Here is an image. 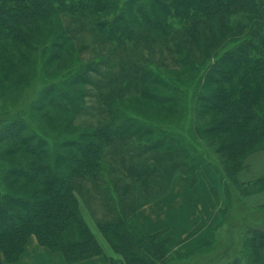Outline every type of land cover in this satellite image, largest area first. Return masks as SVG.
Segmentation results:
<instances>
[{
    "label": "trees",
    "instance_id": "trees-1",
    "mask_svg": "<svg viewBox=\"0 0 264 264\" xmlns=\"http://www.w3.org/2000/svg\"><path fill=\"white\" fill-rule=\"evenodd\" d=\"M98 9L103 19L99 22L94 18ZM78 13L90 16L93 35L104 44L170 41L177 68L173 73L148 61L127 59L121 62L119 78H112L108 74L112 65L106 67V74L100 64H69L66 78L47 85L34 105L40 104L38 109L48 107L56 117L76 115L86 94L85 86L96 76L109 78L106 93L113 87L129 99L131 95L123 91L132 89L144 109L145 104L149 111L157 105L169 113L168 118L179 119L184 115L187 97L174 84L181 80L176 73L184 70L182 76L189 78L202 70L191 96L195 99L193 125L199 139L192 140L182 127L171 128L170 123L152 122L138 113L116 108V101L110 97V121L99 124L82 139L65 140L52 157L46 141L24 123L2 126L0 264L18 261L31 236L42 246L63 253L70 264L96 256H103L110 264H176L180 241L174 237L161 239V234H150L141 221L134 225L123 217L97 225L113 252L106 250L82 212L74 181L92 175L102 179L99 170L104 158L113 151L122 154L125 148L124 153L134 160L127 167L128 173H133L130 176L151 193L158 186L164 191L172 185L179 174L170 175L169 184L165 177L175 172V164L182 169L178 171L196 182L207 158L206 150L198 145L202 138L215 145L216 153L235 159L230 168L233 175L238 167L246 169L248 158L264 151V0H0V100L10 94L9 89L25 83L24 78L35 72L39 60L46 69L74 54V37L69 31L60 27L54 33L48 26L61 24L62 15ZM230 16L248 20L242 29L246 33L227 38L229 47L218 56V50L210 53L203 45V63L208 60L203 70V63L190 56L188 40L200 43L198 26L215 19L225 21ZM102 87L101 82L96 85L98 90ZM198 119L204 120V126ZM137 149L147 154L142 157L144 161L151 158L157 166L147 161L136 170ZM103 177V187L95 184L94 188L102 204L108 206L114 193L107 186L111 181ZM255 183L263 182L259 178ZM117 213L113 208L108 210L110 216ZM243 235L241 256L223 264H264V230L249 228ZM232 240L235 242L236 237ZM208 245L193 254L214 257L205 253ZM234 248L238 249L239 244L235 243Z\"/></svg>",
    "mask_w": 264,
    "mask_h": 264
},
{
    "label": "rangeland",
    "instance_id": "rangeland-1",
    "mask_svg": "<svg viewBox=\"0 0 264 264\" xmlns=\"http://www.w3.org/2000/svg\"><path fill=\"white\" fill-rule=\"evenodd\" d=\"M93 3V0H92ZM87 12V10H85ZM101 10L98 9L94 15L95 21H103L101 16ZM228 20L215 19L208 21L201 26H198L200 30V43H189L190 56L195 58L198 62L203 63V49L202 46L209 48L210 53L214 50H218L217 56L224 51L227 47L229 37L243 36L246 32L243 29L244 23H247V19H242L240 16H230ZM244 17V16H243ZM60 23L55 22L50 25L48 29L55 33L60 29H67L69 33L74 37L75 52L72 55H68L67 60L58 62L54 65L43 67V60H39L37 66L34 67L33 73L24 78V84L17 88L15 85L12 89H9L6 96L0 100V129L5 125L12 122H22L31 131L33 130L39 137L43 138L49 146L50 156L52 157L60 149L62 142L67 139H82L87 132L95 129L99 124H105L110 121L112 107L108 109L109 100L114 99L116 105L114 107H120L127 113H138L146 117V119L152 122L158 123H170V127L176 129L187 130L186 133L190 135L192 140L197 141V134L193 122L195 120L194 103L192 100V94L194 92L192 86L195 85L198 78L201 77L200 72H196L194 76L185 78L182 76L185 71L181 70V74L176 73L179 81H174L176 87L178 86L183 90L187 97V104L184 101V115L179 119L168 118L170 116L163 108L152 107V110H148L147 105L144 107L138 105L135 99H138L134 91L131 89L129 92L123 91V93L130 94L129 99H124V94H121V90H113L111 88L109 93L107 91L106 84L109 80L102 77H96L94 82L85 86L82 99L80 100L79 110L76 115H62L56 117L53 111L44 106L41 109L40 104L34 105L38 101L39 95L44 88L51 83H58L62 78H66L65 70L67 65H76L80 62L81 65L100 64V69L104 70L106 74L107 66L112 65V70L109 71L112 78H119L120 67H122V61L127 59H139L148 61L157 67H162L164 70L168 69L173 72L177 67L173 64V59L176 58L175 53L172 50L170 41H161L156 39H149L145 42L141 40L136 43H128L125 46L104 44L96 40V36L93 35V25L89 15H62L60 17ZM212 27V29H210ZM47 28V27H46ZM75 32V34L71 31ZM48 30V31H49ZM47 33V30H46ZM48 34V33H47ZM162 42V43H161ZM187 43V44H188ZM225 43V45H224ZM125 47V48H124ZM192 51V52H191ZM38 56V54H37ZM213 56H211V59ZM176 60V59H175ZM207 61L202 64L203 70L206 68ZM83 65V66H84ZM54 72V73H53ZM174 73V72H173ZM108 76V75H107ZM26 79V80H25ZM101 82L103 85L101 90L96 88V85ZM182 86V87H181ZM125 87H122V89ZM123 89V90H124ZM115 91V92H114ZM80 94V93H77ZM106 94L108 96H106ZM82 96V94H81ZM84 101V104L82 103ZM190 105V106H189ZM173 106V105H172ZM189 109H188V107ZM149 107V106H148ZM171 107V106H170ZM174 107V106H173ZM177 107V106H176ZM148 110V112H147ZM110 112V113H109ZM2 113H5L1 116ZM115 115H112V118ZM171 117V116H170ZM199 120V119H198ZM149 121V122H150ZM199 124L204 126V120H199ZM3 126V127H2ZM170 131V130H169ZM195 135V136H194ZM198 141V145L206 150L207 158H204L205 162L202 164L200 170L197 173L196 182L198 186L203 189V192L210 190L214 198V212L207 214V218H201L199 215L198 205L192 206V212L197 213V224L194 228H191L188 236L178 243L175 255L176 264H223L233 260L237 256H241V247L244 246V235L249 228L264 230V151L249 155L247 160L248 167L242 169L239 167L234 170L233 175L230 168L235 162L234 158H226L224 153H216L215 145L211 144L207 138H202ZM138 141L134 144L138 147ZM125 147L126 144H123ZM63 149V148H62ZM126 149L122 151V154L116 151L111 153V156L104 158L102 170H99L101 177L92 175L86 178H79L74 181L76 184L78 196L80 199V207L82 212L88 221L91 228L97 234L102 242L105 244V248L108 251H112L108 245L104 236L101 234L98 226L99 223H109L116 221L119 218H127L131 220L132 224H136L140 220L137 217L136 211L140 206L148 203L157 197L161 196V187H157L153 193L148 191L139 180H135L132 175L128 173L127 167L134 162L133 158L127 153H124ZM136 170H141L143 163L148 161L150 165H156V162L151 158H142L147 154H144L141 149L136 151ZM178 160H176L177 162ZM141 162V164H140ZM144 163V164H145ZM172 163V162H170ZM157 166V165H156ZM174 165L175 172L168 173L165 177V181L169 184L170 175H183L180 168ZM234 169V168H232ZM133 172V171H132ZM111 182L107 185L112 188L114 193L110 195V202L108 208H113L117 213V216H109L106 221L102 219V203L91 199L93 192L96 190L95 184H99V187H103L104 177ZM185 178L191 179V176ZM262 179V184H256V179ZM159 181V180H158ZM165 183V184H166ZM138 186L139 188H133ZM192 186V185H191ZM188 186L190 192L192 187ZM259 188H263L260 190ZM111 192V191H110ZM153 194V195H151ZM195 207V209H194ZM197 209V210H196ZM192 216H189V222L192 221ZM105 220V219H104ZM129 221V220H128ZM172 228L175 229V225L181 224V222L171 221ZM175 223V224H174ZM235 233H237L235 235ZM241 236L239 241L238 237ZM162 237V236H161ZM232 237H236V241L232 240ZM169 238V237H166ZM162 239V238H161ZM176 239V238H175ZM211 243V244H210ZM238 243L239 248H234V244ZM209 244V245H208ZM204 245H208L205 248L208 249L207 254L214 257L207 259L205 255L199 256L193 252ZM228 245V248H227ZM234 251V252H233ZM113 252V251H112ZM198 255V257H195Z\"/></svg>",
    "mask_w": 264,
    "mask_h": 264
},
{
    "label": "crops",
    "instance_id": "crops-1",
    "mask_svg": "<svg viewBox=\"0 0 264 264\" xmlns=\"http://www.w3.org/2000/svg\"><path fill=\"white\" fill-rule=\"evenodd\" d=\"M186 176L188 175H178L172 182V185L161 193V196L143 204L136 211L138 219L144 224L150 234H161L162 239H166V237H174L178 240H184L190 233L191 228H194L197 224V213L201 215V218L202 215L207 218L208 213L212 211V214L215 211L213 204L214 198L210 190L208 189V191L203 192V189L198 186L199 183L192 181V178H185ZM180 184H184L185 186L179 187ZM191 185H194V187ZM188 186L193 188L191 189L192 192L188 190ZM177 188L180 189V194L178 193ZM93 193L91 199L100 201L97 189ZM193 205L195 207L198 205L199 212H192ZM102 208V219L103 221H106L110 218V214H108L109 208L106 203L102 204ZM118 213L121 212L119 211ZM190 215L192 216L191 222H189ZM177 220L181 222V224L175 225V229L173 230L171 221ZM9 264L70 263L67 262L63 253L55 252L48 247L42 246L35 236H31L19 260ZM72 264L110 263L103 256H96Z\"/></svg>",
    "mask_w": 264,
    "mask_h": 264
},
{
    "label": "bare ground",
    "instance_id": "bare-ground-1",
    "mask_svg": "<svg viewBox=\"0 0 264 264\" xmlns=\"http://www.w3.org/2000/svg\"><path fill=\"white\" fill-rule=\"evenodd\" d=\"M183 186H185L184 184H180L179 185V187H183ZM177 191H178V193L180 194V189L179 188H177Z\"/></svg>",
    "mask_w": 264,
    "mask_h": 264
}]
</instances>
